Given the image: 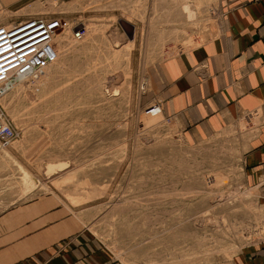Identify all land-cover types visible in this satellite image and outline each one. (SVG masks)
Returning a JSON list of instances; mask_svg holds the SVG:
<instances>
[{"label": "rangeland", "instance_id": "374dc122", "mask_svg": "<svg viewBox=\"0 0 264 264\" xmlns=\"http://www.w3.org/2000/svg\"><path fill=\"white\" fill-rule=\"evenodd\" d=\"M198 2L189 1L197 13ZM163 6L0 0V42L31 19L63 24L45 73L0 97L16 133L0 152L19 155L25 186L74 204L113 264H247L264 246V201L248 184L238 133L192 143L165 116L161 98V68L214 39L215 26L200 14L175 26Z\"/></svg>", "mask_w": 264, "mask_h": 264}, {"label": "crops", "instance_id": "0c3cea01", "mask_svg": "<svg viewBox=\"0 0 264 264\" xmlns=\"http://www.w3.org/2000/svg\"><path fill=\"white\" fill-rule=\"evenodd\" d=\"M158 1L173 25L200 14L217 33L161 68L165 116L192 143L236 131L248 184L264 201V0H211L213 14L208 0H198V13L190 0ZM18 160L0 152V264H113L74 204L25 186ZM247 264H264V246Z\"/></svg>", "mask_w": 264, "mask_h": 264}, {"label": "built area", "instance_id": "2783aa9c", "mask_svg": "<svg viewBox=\"0 0 264 264\" xmlns=\"http://www.w3.org/2000/svg\"><path fill=\"white\" fill-rule=\"evenodd\" d=\"M58 2L59 0H52ZM63 24L60 19L35 18L11 27L0 42V97L21 78L44 73L50 45ZM3 34V33H2ZM16 133L0 109V150L13 145Z\"/></svg>", "mask_w": 264, "mask_h": 264}, {"label": "bare ground", "instance_id": "6f19581e", "mask_svg": "<svg viewBox=\"0 0 264 264\" xmlns=\"http://www.w3.org/2000/svg\"><path fill=\"white\" fill-rule=\"evenodd\" d=\"M133 13H134V12H133ZM129 14H130V13H129ZM134 17H135V16H134ZM143 22H144V21H143ZM151 22H152V21H151ZM199 24H200V23H199ZM173 33H174V32H173ZM60 34H61V33H60ZM152 34H153V33H152ZM169 35H171V34H169ZM180 35H181V34H180ZM61 36H63V35H61ZM62 38H63V37H62ZM111 38H112V37H111ZM57 42H59V41H57ZM57 42H56V43H57ZM77 42H78V41H77ZM59 43H60V42H59ZM74 43H75V41H74ZM150 43H151V42H150ZM152 43H153V42H152ZM195 43H196V42H195ZM195 43H194V44H195ZM61 45H62V44H61ZM61 45H60V46H61ZM124 45H125V44H124ZM61 47H63V46H61ZM127 47H128V45H127ZM63 48H64V47H63ZM126 50H128V49H126ZM69 54H70V53H69ZM115 56H116V55H115ZM54 58H56V57H54ZM112 58H113V57H112ZM114 59H115V58H114ZM50 60L52 61V59H50ZM107 62H108V61H107ZM62 63H63V62H62ZM109 64H110V62H109ZM122 64H123V63H122ZM49 66H50V65H49ZM100 66H101V64H100ZM58 67H59V65L55 67V70H56ZM63 67H64V66H63ZM101 67H103V66H101ZM105 67H106V66H105ZM48 68H49V67H48ZM48 68H47V69H48ZM47 69H46V70H47ZM48 70H49V69H48ZM107 70H108V69H107ZM46 72H47V71H46ZM44 73H45V71H44ZM44 73H43V74H44ZM47 73H49V72H47ZM53 74H54V73H53ZM61 75H62V74H61ZM66 75H67V74H66ZM111 75H112V74H111ZM119 75H120V74H119ZM58 78H59V77H58ZM22 79H24V77L21 78V80H22ZM60 79H61V78H60ZM114 79H115V78H114ZM47 80H49V79H47ZM74 80H75V79H74ZM87 80H88V78H87ZM90 80H91V78H90ZM115 80H116V79H115ZM52 81H53V80H52ZM88 81H89V80H88ZM99 81H100V80H99ZM110 81H112V80H110ZM110 81H109V83H110ZM46 82H47V81H46ZM96 82H97V81H96ZM100 82H101V81H100ZM107 82H108V81H107ZM113 82H114V81H113ZM113 82H112V84H113ZM49 83H50V82H49ZM90 83H91V82H90ZM104 83H105V82H104ZM20 84H21V83H20V81H19V86H20ZM46 85H47V84H46ZM64 85H65V84H64ZM107 85H108V84H107ZM38 86H39V85H38ZM109 86H110V84H109ZM89 87H90V86H89ZM111 87H112L111 89H113V86H111ZM13 88H14V86H13ZM60 88H61V86H60ZM70 89H71V88H70ZM68 90H69V89H68ZM109 90H110V89H109ZM55 91H56V90H55ZM52 92H53V91H52ZM63 92H64V91H63ZM69 92H70V91H69ZM106 92H107V91H106ZM115 92H116V95H117V91H115ZM54 93H55V92H54ZM57 93H58V92H57ZM57 93H56V95H57ZM102 93H103V92H102ZM108 93H110V92H108ZM113 93H114V92H113ZM70 94H71V93H70ZM52 95H53V93H52ZM59 95H60V93H59ZM49 97H50V96H49ZM49 97H48V98H49ZM51 97H52V96H51ZM48 98H47V99H48ZM50 99H51V98H50ZM40 102H41V101H40ZM42 103H43V102H42ZM8 105H9V104H8ZM47 105H48V104H47ZM32 107L34 108V106H32ZM85 107H86V106H85ZM33 108H32V109H33ZM55 108H56V107H55ZM65 109H66V107H65ZM54 110H55V109H54ZM24 111H25V109H24ZM27 111H28V110H27ZM59 111H60V110H59ZM63 111H64V110H63ZM66 111H67V110H66ZM21 112H22V111H21ZM54 112H55V111H54ZM56 112H57V111H56ZM56 112H55V113H56ZM61 112H62V110H61ZM64 113H65V112H64ZM57 114H58V112H57ZM47 115H48V114H47ZM23 118H24V117H23ZM20 119H21V118H20ZM24 119H25V118H24ZM24 119H22V120H24ZM20 121H21V120H20ZM24 132H25V131H24ZM22 133H23V132H22ZM1 150H5V148H2ZM66 164H67V163H66ZM64 169H65V168H64ZM60 171H61V170H60ZM28 175H29V174H28ZM29 178H30V177H29Z\"/></svg>", "mask_w": 264, "mask_h": 264}]
</instances>
